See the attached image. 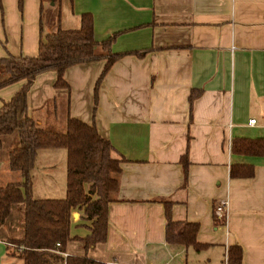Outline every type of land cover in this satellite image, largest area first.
Masks as SVG:
<instances>
[{
	"label": "crops",
	"instance_id": "obj_1",
	"mask_svg": "<svg viewBox=\"0 0 264 264\" xmlns=\"http://www.w3.org/2000/svg\"><path fill=\"white\" fill-rule=\"evenodd\" d=\"M43 12L46 31L58 27L59 13L64 29L79 28L82 14L92 13L96 39L115 35L112 51L124 55L100 87L95 117L104 60L69 68L70 92L55 88L57 73L49 70L28 94L29 113L42 127L64 132L69 116L95 121L114 156L124 158L107 239L88 255L105 264H226L228 248L239 244L243 264H264V156L231 150L234 138H264V0H63L44 3ZM40 19V0H24L23 8L19 0H0V58L36 56ZM24 82L0 88V108ZM194 89L201 94L190 104ZM15 145L13 134L2 150V184L23 180L10 168ZM56 150L38 152L35 198L66 196L67 152L66 168L58 170ZM232 165H253L255 174L232 178ZM58 177L60 194L51 190ZM223 200L227 216L220 225L215 209ZM165 202L173 204L174 221L199 224L203 250L167 241ZM87 223L74 212L72 236H87ZM23 236L16 204L0 225V264H23L9 255L8 242ZM65 253L85 255L84 242L70 240Z\"/></svg>",
	"mask_w": 264,
	"mask_h": 264
},
{
	"label": "trees",
	"instance_id": "obj_2",
	"mask_svg": "<svg viewBox=\"0 0 264 264\" xmlns=\"http://www.w3.org/2000/svg\"><path fill=\"white\" fill-rule=\"evenodd\" d=\"M63 0H40L41 25L39 52L36 56L8 54L0 58V88L17 81H25L23 87L0 108V163L7 138L15 134L16 145L10 152V168L23 176L20 182L2 184L0 181V225L7 222L13 205L23 212L24 236L8 242L13 246L9 255L22 260L23 264H105L93 259L88 253L108 235V212L112 195L119 188L123 159L114 156L112 142L104 137L94 122L86 123L69 116L64 132L47 129L30 115L28 94L38 75L54 70L56 89H67V70L77 64L104 60L105 66L95 84L94 117L99 102L100 87L113 65L124 55L114 53L112 44L115 35L98 41L94 31L92 13H83L81 26L53 31L44 30V3L60 4ZM24 0H19L23 8ZM52 3V4H54ZM192 90L190 104L200 96ZM45 148H64L67 151V192L64 198H35L31 193L32 170L38 152ZM235 154L264 156V138H234L231 146ZM185 180L188 178L189 161L183 155ZM255 174L253 165H232V178H251ZM87 186L89 188L87 189ZM172 206L165 202L167 226L166 237L170 244L186 245L198 252L207 245L197 239L199 224L189 221H174ZM83 213L90 233L85 237L72 236L71 226L74 212ZM217 224L226 219L215 217ZM82 240L86 254L66 255L70 240ZM60 243V246L57 244ZM227 264H243V248L239 244L228 248Z\"/></svg>",
	"mask_w": 264,
	"mask_h": 264
},
{
	"label": "rangeland",
	"instance_id": "obj_3",
	"mask_svg": "<svg viewBox=\"0 0 264 264\" xmlns=\"http://www.w3.org/2000/svg\"><path fill=\"white\" fill-rule=\"evenodd\" d=\"M0 71H1V69H0ZM0 77H2L1 76V74H0ZM56 151H59L56 155H55V158L57 159V165H58V167H57V169L58 170H61V168L63 169H65L66 168V150L64 149V148H58V150H56ZM64 155V158H62L61 159V156H63ZM5 161V160H4ZM3 161V162H4ZM5 165V164H4ZM3 167H5V166H3ZM2 167V168H3ZM65 178H66V176H65ZM57 182V183H56ZM66 186V185H65ZM51 190H53V191H55L57 194H60V192H61V190H60V179H59V177L58 178H56V181L54 182V185L52 186V189ZM54 194V193H53ZM61 198H64V197H61ZM13 247V246H12ZM226 264H227V257H226Z\"/></svg>",
	"mask_w": 264,
	"mask_h": 264
},
{
	"label": "built area",
	"instance_id": "obj_4",
	"mask_svg": "<svg viewBox=\"0 0 264 264\" xmlns=\"http://www.w3.org/2000/svg\"><path fill=\"white\" fill-rule=\"evenodd\" d=\"M252 124L256 123V119H252L251 120ZM226 206H227V200H223L220 201L215 209V215L219 218H225L227 216V210H226ZM58 246H60V243L57 244ZM63 255H66L65 252H61Z\"/></svg>",
	"mask_w": 264,
	"mask_h": 264
},
{
	"label": "water",
	"instance_id": "obj_5",
	"mask_svg": "<svg viewBox=\"0 0 264 264\" xmlns=\"http://www.w3.org/2000/svg\"><path fill=\"white\" fill-rule=\"evenodd\" d=\"M52 3H54V2H52Z\"/></svg>",
	"mask_w": 264,
	"mask_h": 264
}]
</instances>
